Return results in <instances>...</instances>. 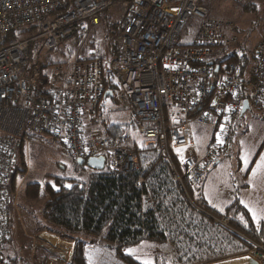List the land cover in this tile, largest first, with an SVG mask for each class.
Here are the masks:
<instances>
[{"label":"built area","instance_id":"1","mask_svg":"<svg viewBox=\"0 0 264 264\" xmlns=\"http://www.w3.org/2000/svg\"><path fill=\"white\" fill-rule=\"evenodd\" d=\"M115 2L122 19L116 36L119 56L112 63L118 89L111 91V104L103 103L109 90L97 57L78 52L45 75L40 62L30 65L39 37L46 51L75 36L86 38ZM193 17L200 25L183 48L180 36ZM29 25L39 33L16 34ZM237 32L233 19L211 16L200 0H75L70 7L68 0H0V243L9 238L8 184L19 142L38 133L64 139L66 152L79 164L104 156V167L112 172H138L135 187L142 193L143 212L154 213L165 236L192 237L199 260L203 245L212 252L219 241L231 244V219L194 208L189 188L198 187L203 174L229 154L244 101L255 111L264 106V37L247 63L240 59L244 51L219 62L216 49L237 46ZM57 89L65 90V106L49 93ZM123 108L145 137L144 148H136L126 133L107 134L109 120L102 111ZM194 124L212 130L201 155ZM155 172L168 176L163 183H174L162 188L170 198L154 183ZM254 249L264 264V245ZM0 264H10L1 248Z\"/></svg>","mask_w":264,"mask_h":264},{"label":"rangeland","instance_id":"2","mask_svg":"<svg viewBox=\"0 0 264 264\" xmlns=\"http://www.w3.org/2000/svg\"><path fill=\"white\" fill-rule=\"evenodd\" d=\"M202 4L208 9L211 16L233 19L238 29V45L225 50L217 48L216 52L218 53L220 60L216 59L214 56L211 57L212 59L219 60L220 62L222 59L229 57L232 54L239 56L244 48L247 54L252 55L254 53L256 42L264 34V23H261L262 19H259V13L249 11L252 8V5H250L247 0H202ZM103 17L104 21H100V25L97 29L93 30L88 37H81V41L76 47L73 56L78 52L84 53V48H89L88 54L84 53L85 56L89 55L87 57H98V45L102 42H106V40L113 39L117 47L116 36L118 34V25L121 22L122 17L116 2L104 10ZM114 25L117 26V28L116 32L113 34L112 30L114 29ZM199 25L200 20L197 17H193L188 21L179 40V44L182 45L183 48H186L192 43ZM35 27L36 25H29L18 30L21 32L20 37L24 38L39 33L38 29H31ZM107 37L108 39H106ZM43 41L44 39L39 37L33 47L31 66L46 54V50L42 47ZM49 54L57 58L56 52H50ZM222 66H225V63H222ZM45 73H47V71H45ZM49 93L52 98H56L60 105L65 106V90H50ZM103 103L111 104L112 98H105ZM248 113L255 114L254 112ZM102 114L109 120L108 126H110V122L126 123L125 133L131 137L132 144L135 142L138 146L136 148L138 149L145 147V137L138 132L136 127L132 126L131 115L129 114L128 109H115L113 111L104 110L102 111ZM197 125L198 124H194L193 128L194 132L200 135L201 141L199 151L202 153V148H204L206 142L205 139L209 132L204 128L206 127L205 125H201L202 127ZM245 126L248 132H243ZM241 127L242 128H238V130L243 133H239L238 138L241 135L240 141L236 140V143L240 142L239 147L243 154V166L239 163L238 157H236L237 153L236 155H229L231 156L229 158L225 155L227 159H223L211 174L214 176V183H220L219 186L222 187L225 193H228V190L235 193L239 192L241 189L240 184L243 181L247 166L264 140V123L259 119H252L247 125H241ZM20 144L21 146L18 147L15 156V171L12 174V180L10 181V183H14V192L10 191L8 187L9 196L12 200L9 217V230L11 233L10 238L0 243V248H3L7 252L6 254L10 257V264L12 258L15 259V257H17V264H48L47 262L55 260L56 258L64 260L65 254L61 249L46 243V239V241L42 239L44 237L49 240V237H53L52 234H50V228L56 227L53 224H48L42 215V209L47 202V196L42 195L38 199L28 198L25 195V188H27L26 185L29 183H39L41 185L42 193L44 194L45 186L48 183H54L57 178H73L87 182L91 179L93 171L96 169L89 167L87 164H80L81 166H77L79 163L66 152L67 144L65 140L53 135L28 133L26 134L25 141L22 140ZM245 159L248 161L247 164H245ZM193 201L195 203L192 205L194 208H197L198 206L213 212L217 216H227L223 215L221 212H215L204 207L197 198L193 199ZM259 216L263 218V221L262 218H259L257 221L256 219H253L252 216L254 223L258 226L264 223V213ZM28 227L29 229L33 228L35 232L33 233ZM232 227L235 229L234 234L231 233L232 242L234 240L239 246L242 245L238 239L235 240L234 235H237V238L239 237L246 240L253 245V248L250 251L248 250L245 252L243 250L244 253H241L242 251H237L234 252V256L240 254L238 256L249 257L254 264H259L258 259H260V257L256 256V251L258 250L254 248L257 245H264V241L257 242L251 239L245 230H239L233 225ZM259 232L263 236L264 228L261 230L259 229ZM172 235L177 236V233L167 236L165 242L154 243L145 240L138 244L131 245L125 248V253L134 257L142 264H145L146 261L150 262V264H179L182 261L183 264H188L187 262L185 263V261L190 260V257L192 256L194 258L193 262L189 264H212L233 257L228 253L231 252V250H227V245L219 241L217 243L218 248L212 252L210 250L208 251V248H205L204 245L203 247H199V250H202L204 255L201 260L197 257V261L191 247V245H194L192 237L183 238L178 236V240H175L177 241L176 246ZM179 240H182L183 243H185L186 249H182V253L188 251L187 255L176 253L178 245H181ZM95 247L99 248L100 251H96V249L93 248L88 249L87 257L89 258V264H125L118 258L114 249L109 245L100 243ZM174 248L175 252L173 251ZM41 254L44 259L40 257ZM181 255L183 258H181ZM50 264L53 263L51 262Z\"/></svg>","mask_w":264,"mask_h":264},{"label":"trees","instance_id":"3","mask_svg":"<svg viewBox=\"0 0 264 264\" xmlns=\"http://www.w3.org/2000/svg\"><path fill=\"white\" fill-rule=\"evenodd\" d=\"M74 1L68 0V7ZM200 2L202 3V0ZM101 21H104L103 16ZM116 28L117 26L114 25L113 34L116 32ZM19 33L21 32L16 31V34ZM80 41L81 36H75L64 41L54 50L46 51V54L37 61L41 64L43 75H45V71L49 67L69 61ZM98 49L99 56L97 58L102 63L103 86L105 90L114 91L118 89V81L111 64L118 58L119 50L113 39L102 42L98 45ZM88 50L89 48H84V53L88 54ZM243 51L246 52L245 48ZM50 52H56L57 58L49 54ZM250 57V54L244 53L240 59L243 63H247ZM131 124L135 127L132 120ZM125 127L126 123L110 122L107 134L119 136L123 132L125 133ZM20 143L21 141L18 147L21 146ZM133 144L135 147H138L135 142ZM81 165L78 164L77 166ZM163 173H153L154 183H158V189H165L168 185L173 187L174 183H163L170 180L167 175L163 176ZM138 176V172L118 174L104 167L101 170H94L91 179L87 182L73 178H57L54 183H48L45 186L44 194L39 183H29L26 185L25 195L30 199H38L42 195L47 196V202L42 209L43 218L48 224L56 226L55 228H50L51 233L74 242L72 264H89V258L87 257L88 249L100 243L107 244L113 248L115 254L125 264H142L134 257L127 255L125 248L145 240L154 243L165 242L167 236L159 231L154 213L143 212L142 210V193L135 187ZM13 185L14 183L8 185L9 190L12 192H14ZM163 189L162 192H164L165 198H170L172 194ZM194 189L189 188L190 196L193 199L197 198L199 201ZM199 202L208 208L204 202ZM230 210L231 212H229L232 215L230 213H223V215L229 216L233 226L239 230H245L247 235L257 242L264 241V235L262 236L259 232V229L261 230L264 227L254 223L248 210L238 200H235L230 206ZM238 214L242 218L244 217L242 219L244 222L235 219ZM8 232L10 238L11 232L10 230ZM180 234H177V236L172 235L173 240H178ZM182 237L190 238L189 236ZM234 237L235 240L238 239L242 243L239 246L233 240L234 251L251 250L253 248V245L248 241L239 237L237 238V235H234ZM179 242L181 245H178L176 253L180 254L183 251L182 249L186 248L182 240H179ZM175 245L177 246V241H175ZM182 254L187 255L188 251H184ZM196 256L195 259L197 260ZM181 258H183L182 255ZM190 258L185 263L189 264L193 262V256ZM16 263L17 259L13 258L11 264ZM181 263L183 264V261Z\"/></svg>","mask_w":264,"mask_h":264},{"label":"crops","instance_id":"4","mask_svg":"<svg viewBox=\"0 0 264 264\" xmlns=\"http://www.w3.org/2000/svg\"><path fill=\"white\" fill-rule=\"evenodd\" d=\"M247 1L250 5H252L251 6L252 8L249 11H252V12L254 11V12L259 13V19H262L261 23H264V0H247ZM102 16H103V14H102ZM99 25L100 24H98L95 27V29H97V27ZM262 37H264V34L260 37V39ZM257 42H256V44H257ZM107 97H111V96L108 95ZM105 105H108V104H105ZM248 112H254L255 114H249ZM129 114H130V112H129ZM252 119H259L260 121H262L264 123V106L262 109H260L258 111H255V110L248 108L247 110L242 112V114L239 116V118L237 120V124H236L235 130H234V133H233L231 150H230L229 154L227 155L228 156L227 158L231 157L232 155H236V153H237L236 157H238V161L242 166H243V160H242L243 154H242V150L239 147L240 142L236 143V140L240 141V137H241V135H240V137L238 138V135L241 132L238 130V128L241 129L242 128L241 125H247V123L250 122ZM197 126L202 127L201 125H197ZM204 128L209 133L206 137L207 140L205 139L206 142L204 144V148H202L203 152L208 146V139L212 136V130L208 127H204ZM243 129H244L243 132H245V131L248 132V130L246 129V126ZM193 130H194V128H193ZM243 132H241V133H243ZM84 133H85V135H88L89 129H86L84 131ZM194 133H195V137H196L197 150H198L199 155H201L203 152L201 153L199 151L200 141H201L200 135H198L196 132H194ZM229 155H231V156H229ZM261 157H264V140L260 144L259 149L257 150L256 154L253 156L252 160L249 162V164L247 166L246 172H245L244 177H243V181L240 184L241 189L239 190L238 193L232 192L231 190H228L227 191L228 193H225L223 191L222 187L219 186L220 183H214V180H213L214 176L211 175L212 171L222 162L223 159H227L226 156L220 158L208 171H206L203 174L201 184L194 189L196 196L198 197L199 201L204 202V204L207 205L208 208H210L211 210H213L215 212L230 213L231 212L230 206L235 202V200H238L239 203L248 210L250 215L252 214V212L249 211V209H254L257 212L258 218H262L259 215L264 213V170H261L256 176H253V170H255L257 164L260 163ZM235 219L236 220L239 219L240 221L244 222V220H242L243 218L240 217L239 214L235 217ZM262 221H263V218H262ZM261 226L264 227V223H262ZM28 229H29V227H28ZM29 230H31L33 233L35 232L33 228L29 229ZM26 231H28V230H26ZM50 234H52V236L54 238L49 237V239L52 238L53 240H57L59 242L58 248H60L62 246H64V247L66 246L70 250V256H69V260H66V261H65V259H66V257H65L64 260L61 258H56L55 260H51L50 262H47V263L50 264L52 262L53 264H72V256H73V252H74V242L71 240L63 239L54 233H50ZM43 239L45 240L44 237H43ZM46 243H48V242L46 241ZM217 247H218V245H217ZM92 248L96 249V251L99 250V248H96L95 246ZM1 249L5 253H7L3 248H1ZM228 249L231 250V252H228V251L227 252L231 256H233L232 258H229L227 260H224V261H221L218 263H212V264H254V262L249 257L238 256L240 254H237V256H234L235 255L234 252H237V251H234V249H233V242H231V244H228L227 250ZM29 250H30V247H29ZM244 251L246 252L248 250H244ZM244 251H242L241 253H244ZM40 257H42V254L40 255ZM15 259H17V257H15ZM42 259H44V258L42 257Z\"/></svg>","mask_w":264,"mask_h":264},{"label":"water","instance_id":"5","mask_svg":"<svg viewBox=\"0 0 264 264\" xmlns=\"http://www.w3.org/2000/svg\"><path fill=\"white\" fill-rule=\"evenodd\" d=\"M107 95H110L111 96L112 95V92L111 91H108L105 96H107ZM248 108H249V101L248 100H245L244 101V107H243V111L242 112H244ZM80 163H83V162H80ZM86 164L89 167H91V168H94V169H97V170H101L105 166V157L104 156L92 157V158H90L87 161Z\"/></svg>","mask_w":264,"mask_h":264},{"label":"snow or ice","instance_id":"6","mask_svg":"<svg viewBox=\"0 0 264 264\" xmlns=\"http://www.w3.org/2000/svg\"><path fill=\"white\" fill-rule=\"evenodd\" d=\"M248 161L245 159V164H247ZM261 170H264V157H261L260 163L257 164L256 169L253 170V176H256ZM249 211L252 212L253 219H256L258 221V215L257 212L254 209H249ZM145 264H150V262H145Z\"/></svg>","mask_w":264,"mask_h":264},{"label":"bare ground","instance_id":"7","mask_svg":"<svg viewBox=\"0 0 264 264\" xmlns=\"http://www.w3.org/2000/svg\"><path fill=\"white\" fill-rule=\"evenodd\" d=\"M43 239V238H42ZM46 240H47V242H48V244H51L52 246H55V247H59V245H58V241L57 240H53L52 238H50L49 240H48V238H45ZM44 240V239H43ZM45 241V240H44ZM59 249H61L63 252H64V254H65V257H66V259H65V261L66 260H69V256H70V250L65 246H62V247H60Z\"/></svg>","mask_w":264,"mask_h":264}]
</instances>
